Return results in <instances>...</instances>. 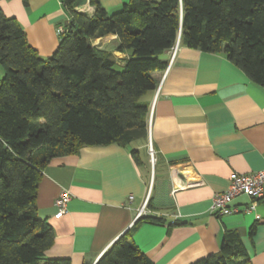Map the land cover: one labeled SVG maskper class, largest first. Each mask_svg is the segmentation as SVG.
I'll list each match as a JSON object with an SVG mask.
<instances>
[{
	"label": "crops",
	"instance_id": "1",
	"mask_svg": "<svg viewBox=\"0 0 264 264\" xmlns=\"http://www.w3.org/2000/svg\"><path fill=\"white\" fill-rule=\"evenodd\" d=\"M130 1L79 0L73 9L91 15L99 2L111 13ZM0 9L17 20L44 58L60 41L58 27L69 21L62 0H0ZM177 40L174 58L163 53L166 66L152 71L156 86L142 97L146 139L83 146L43 168L35 204L54 230L45 257L94 264L128 232L147 264H192L217 253L229 230L239 234L250 264H264V197L246 212L218 216L210 209L232 173L264 168V87L224 54ZM92 44L113 50L120 65L127 58L114 50L116 35ZM63 191L70 200L57 218L55 200ZM251 201L240 195L230 204L243 208Z\"/></svg>",
	"mask_w": 264,
	"mask_h": 264
},
{
	"label": "trees",
	"instance_id": "2",
	"mask_svg": "<svg viewBox=\"0 0 264 264\" xmlns=\"http://www.w3.org/2000/svg\"><path fill=\"white\" fill-rule=\"evenodd\" d=\"M78 1L62 0L69 21L45 58L0 9V264H69L45 257L54 230L35 204L42 170L83 146L146 139L142 97L178 38L224 54L264 87V0H131L111 13L96 2L91 15L73 9ZM109 33L114 50L127 54L122 65L92 44ZM239 238L225 231L219 251L192 264H250ZM147 262L125 232L94 264Z\"/></svg>",
	"mask_w": 264,
	"mask_h": 264
},
{
	"label": "built area",
	"instance_id": "3",
	"mask_svg": "<svg viewBox=\"0 0 264 264\" xmlns=\"http://www.w3.org/2000/svg\"><path fill=\"white\" fill-rule=\"evenodd\" d=\"M58 34L63 32L62 27H58ZM176 43L169 49L170 52V61L174 58L177 51ZM149 154L151 159H153V149L151 144L149 143ZM198 183V182H196ZM240 195H246L252 199L249 205L243 208H237L236 206H232L230 203L232 200ZM264 197V168L261 170H257L255 172H251L249 174H238L232 173L229 177V183L227 188L214 195L211 204V211L220 216L224 214L237 213V212H246L252 210L257 201ZM147 198V197H146ZM144 200L145 207L147 199ZM70 200V195L67 191H63L59 194L57 199L55 200V206L57 208V212L55 217H60L66 212V204ZM141 209L138 213V216L142 213Z\"/></svg>",
	"mask_w": 264,
	"mask_h": 264
},
{
	"label": "rangeland",
	"instance_id": "4",
	"mask_svg": "<svg viewBox=\"0 0 264 264\" xmlns=\"http://www.w3.org/2000/svg\"><path fill=\"white\" fill-rule=\"evenodd\" d=\"M120 9V8H119ZM118 10V9H117ZM113 12H115V11H113ZM2 76V74H1V70H0V77Z\"/></svg>",
	"mask_w": 264,
	"mask_h": 264
}]
</instances>
